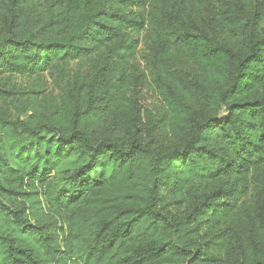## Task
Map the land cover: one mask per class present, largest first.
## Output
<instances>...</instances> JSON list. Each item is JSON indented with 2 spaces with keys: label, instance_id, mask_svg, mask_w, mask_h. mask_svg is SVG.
I'll return each mask as SVG.
<instances>
[{
  "label": "trees",
  "instance_id": "1",
  "mask_svg": "<svg viewBox=\"0 0 264 264\" xmlns=\"http://www.w3.org/2000/svg\"><path fill=\"white\" fill-rule=\"evenodd\" d=\"M199 261L264 264V0H2L0 264Z\"/></svg>",
  "mask_w": 264,
  "mask_h": 264
},
{
  "label": "rangeland",
  "instance_id": "2",
  "mask_svg": "<svg viewBox=\"0 0 264 264\" xmlns=\"http://www.w3.org/2000/svg\"><path fill=\"white\" fill-rule=\"evenodd\" d=\"M2 2V0H0V3ZM138 11H143L142 9H139ZM139 41V45H138V56L140 58V62H141V65H142V68L148 73L150 70L149 68H147L146 66V62L144 60H142L141 57L145 56L146 53L148 52V48H147V45H145L144 41H142V38L143 37H136ZM74 67V65H70V69ZM49 82V80H48ZM226 113L223 112L222 115H221V119H223L225 117ZM204 240V237H201V236H189L187 238H181V239H178L177 243L179 245H189V246H194L196 243H202ZM213 255L217 258H220L222 257V254L220 252H217V251H212ZM195 264H207L203 261H199Z\"/></svg>",
  "mask_w": 264,
  "mask_h": 264
}]
</instances>
